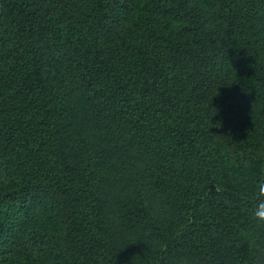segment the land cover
Returning <instances> with one entry per match:
<instances>
[{
    "label": "trees",
    "instance_id": "1",
    "mask_svg": "<svg viewBox=\"0 0 264 264\" xmlns=\"http://www.w3.org/2000/svg\"><path fill=\"white\" fill-rule=\"evenodd\" d=\"M264 0H0V264H264Z\"/></svg>",
    "mask_w": 264,
    "mask_h": 264
},
{
    "label": "clouds",
    "instance_id": "2",
    "mask_svg": "<svg viewBox=\"0 0 264 264\" xmlns=\"http://www.w3.org/2000/svg\"><path fill=\"white\" fill-rule=\"evenodd\" d=\"M241 198L250 204V215L256 227L264 228V179L251 185V193H242Z\"/></svg>",
    "mask_w": 264,
    "mask_h": 264
}]
</instances>
